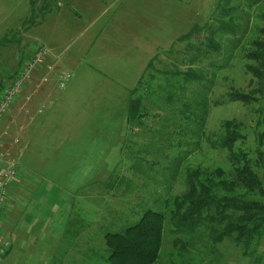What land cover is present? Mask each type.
Masks as SVG:
<instances>
[{"label":"rangeland","instance_id":"rangeland-1","mask_svg":"<svg viewBox=\"0 0 264 264\" xmlns=\"http://www.w3.org/2000/svg\"><path fill=\"white\" fill-rule=\"evenodd\" d=\"M63 1L0 0V79L6 78L0 80V99L39 43L58 47L49 64L48 49L50 56L0 127L4 148L21 155L5 205L12 249L3 264H107L105 236L122 234L149 210L169 217L185 191L187 168L232 172L230 153L221 146L227 122H236L244 137L235 152L260 161V151L264 161V82L246 70L257 65L247 58L250 43L264 41V0L224 4L234 20L233 34L209 31L220 17L218 0H113L116 8L84 35L71 2L58 7ZM126 7L132 19L126 24L134 30L120 25L125 23L120 14L106 30ZM66 10L73 23L63 21ZM59 13L57 26L73 29L63 39L53 32ZM235 38L241 39L237 46ZM85 42L89 46L80 48ZM190 70L205 75L206 96L197 84H184L181 93L167 85ZM63 76L68 83L62 89ZM151 77L162 84L161 92H155ZM141 83L148 116L131 132L120 113ZM172 93L184 99L170 103ZM236 93L253 99L236 101ZM188 101L208 102L202 132L181 124L178 110ZM87 168L89 174H104V181L81 177ZM257 172L264 182V168ZM207 232L181 235L167 226L156 264H264V237L251 255L231 239L212 243ZM59 233L66 240L56 245Z\"/></svg>","mask_w":264,"mask_h":264},{"label":"trees","instance_id":"trees-1","mask_svg":"<svg viewBox=\"0 0 264 264\" xmlns=\"http://www.w3.org/2000/svg\"><path fill=\"white\" fill-rule=\"evenodd\" d=\"M218 1L217 12L220 13V17L217 24L212 25L209 31L212 34L216 32L233 34L234 20L224 7L229 0ZM261 19L264 24V12ZM184 38L185 36L182 37ZM234 41L237 46L241 39L235 38ZM247 58L257 65L247 66L246 70L264 82V41H252ZM178 80L176 79L173 85L167 81V85L175 88L179 93L185 92L184 84L199 85L200 89L204 90V96L210 91L204 87L207 82L205 75L197 70L188 71ZM150 82L151 86L155 87V92L163 90L162 84L155 83L154 77H151ZM144 90L145 85L141 83L135 94L132 93L128 99L127 122L130 124L131 132L135 127L140 129L143 119L148 116L145 115L146 100L144 96L139 95ZM177 94L172 93L169 96L170 103L175 104L176 97L184 99L183 96L180 97L181 94ZM232 98L245 103L253 99L240 93L233 94ZM200 104L183 102L178 114L181 115L183 119L181 124L185 127L195 125L202 132L207 123L208 102ZM240 128L236 122H227L225 137L221 139L222 148L230 153L232 172L228 173L221 168L213 172L198 166L187 168L185 191L175 198L169 217L164 213L149 210L144 212L137 224L122 234L105 236L107 264H156L162 253L167 226L171 232L181 235L186 233L192 235L202 229L207 230V236L212 243L219 244L231 239L237 246L242 247L244 254L252 255V248L258 246L259 241L264 237V201L256 199L257 196L264 198V182L257 172V169L264 168V161L260 151V161L259 159L254 161L246 153L235 152V143L244 139L240 134ZM178 242L175 243V247H178Z\"/></svg>","mask_w":264,"mask_h":264},{"label":"built area","instance_id":"built-area-1","mask_svg":"<svg viewBox=\"0 0 264 264\" xmlns=\"http://www.w3.org/2000/svg\"><path fill=\"white\" fill-rule=\"evenodd\" d=\"M48 56H50L48 48L39 46L35 51V55L24 63L23 67L5 87L0 99V127L3 125L11 108L20 101L22 94L27 90L32 75L44 64ZM66 79L65 76L62 77L60 82L62 89L68 83V79ZM19 157L21 158V155L14 156L11 150L4 148L0 140V216L6 205L8 190L16 183L19 177L18 170L21 166ZM11 248L9 241L0 232V264H3Z\"/></svg>","mask_w":264,"mask_h":264},{"label":"crops","instance_id":"crops-1","mask_svg":"<svg viewBox=\"0 0 264 264\" xmlns=\"http://www.w3.org/2000/svg\"><path fill=\"white\" fill-rule=\"evenodd\" d=\"M65 1H66L67 4H68V2H71L70 6L72 7V11L73 12L75 11V13L77 15V17H76L77 21L75 20L76 21L75 22L76 27L79 24L80 25V30L84 29L83 35L86 34L88 31L93 30L96 27V25H99L100 21L102 20V16L103 15L107 16L112 11V9L114 7L116 8V6H117V1H113V0H64L63 2H58V7L61 8V9H64V7L67 5V4H65ZM61 13H63V17L65 16L63 18V21H69V16H68L69 11L66 10V11H63ZM61 13L58 14L57 20L53 24L55 26L54 29H53V32H55V34H57L56 32H59L58 37L63 39V38H66L68 33L73 31V29L68 28L69 25L65 26L64 23H63V25L61 27L57 26V23H60V21H62V19H60V14ZM128 13H131V9L129 7L124 8L122 11H121V8H120L119 12H117L115 14L116 16H113L109 20L108 24L105 26V29L106 30H111L112 29L111 25H114V23L115 24L117 23L116 22L117 21V16L120 14V21L124 20V22H125V23H123V21H121L120 25H123L124 27H126L127 30H132L133 31L134 29H132L131 26H128L126 24L130 20L132 22V19L130 18V15H128ZM71 21L73 23L72 19L69 22L71 23ZM84 23L86 24V26H84ZM115 27H116V25L113 26V28L116 30ZM101 30H99V31H101ZM74 31H75V29H74ZM5 41H6V39L3 40L1 43H4ZM39 44H40V46H45L46 48L50 49V51L52 52L53 56L51 58H49V60L47 61L48 64L51 62V60L53 58L56 59L55 56H54L53 49H58V47H54V46H52V44L49 47L46 44L44 45L43 43H39ZM91 45L92 44H90V47H91ZM85 46H89V42L83 43L80 48H83ZM22 47H23L22 45L18 46L17 49H19V52L22 51ZM24 59H26V58H24ZM5 79L6 78H1L0 80H2V82L4 83ZM27 89H28V87H27ZM128 99H129V97H127V99H125V101L127 103V106H126L127 108H128ZM64 100L65 99H63L62 101H64ZM59 102L60 101H57V103H59ZM125 112L122 111V113H120V115L122 116L123 119L125 118L126 121H127V110H125ZM64 133H66V131ZM95 157H97V156L95 155ZM87 164L88 163H86L84 166H86ZM92 165H94V164L91 163V166ZM84 166H82V167H84ZM87 170H88V168H87ZM100 175H102V174L96 173V174H89L88 176L90 177L91 182L98 184V183H100V182L102 183V181H104V174L101 177H100ZM80 176L83 177L84 176L83 173H81ZM13 186H16V185H13ZM5 216H6V207L4 208V210H3L2 214H1V217H0V225L3 226V228H0L1 229V233L6 238L7 235L10 234V231L12 229L10 228L9 225H7V219L5 218ZM60 235L62 237H58V238L53 239V240H58V244H56V245H60V244H62V242L64 240H66L65 239L66 237H63V236H65V234L63 235V234L59 233V236ZM70 244L71 243H66L65 245H70ZM10 254H11V251L7 254V256L5 257L3 263H5L8 260V258L10 257Z\"/></svg>","mask_w":264,"mask_h":264},{"label":"clouds","instance_id":"clouds-1","mask_svg":"<svg viewBox=\"0 0 264 264\" xmlns=\"http://www.w3.org/2000/svg\"><path fill=\"white\" fill-rule=\"evenodd\" d=\"M84 177L87 178V176L89 175V170H85V172L83 173Z\"/></svg>","mask_w":264,"mask_h":264}]
</instances>
